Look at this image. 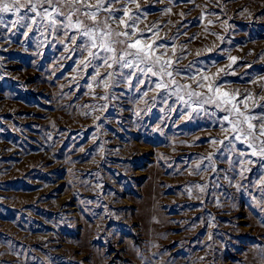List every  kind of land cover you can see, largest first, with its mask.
<instances>
[{
  "label": "rangeland",
  "instance_id": "374dc122",
  "mask_svg": "<svg viewBox=\"0 0 264 264\" xmlns=\"http://www.w3.org/2000/svg\"><path fill=\"white\" fill-rule=\"evenodd\" d=\"M140 4L137 37L158 34L167 46L158 51L194 72L225 68L219 83L264 104V80L251 83L264 76V0ZM15 19L0 25V264H264V212L252 199L264 204L259 158L236 142L254 161L241 178L227 141L211 143L225 135L223 111L205 105L185 118V104L151 75L106 89L64 28L37 17L28 31ZM188 75L177 79L207 91ZM209 153L216 170H204L207 160L198 170Z\"/></svg>",
  "mask_w": 264,
  "mask_h": 264
},
{
  "label": "snow or ice",
  "instance_id": "6c2138e0",
  "mask_svg": "<svg viewBox=\"0 0 264 264\" xmlns=\"http://www.w3.org/2000/svg\"><path fill=\"white\" fill-rule=\"evenodd\" d=\"M119 3L120 0H95L94 3L92 0H0V25L7 27L4 17L12 14L16 17L10 22L13 28L23 21L24 26L31 31L32 25L37 22V17L49 23L53 30L56 26L64 28L65 36L73 44H77L79 40L77 47L82 53H87L79 63L85 70L92 66L95 71L92 76L93 82L100 78V82L106 89L111 87L117 78L123 79L131 88L133 79L136 80L137 85H140L144 83L142 77L151 75L158 77L155 89L174 94L185 104V112L182 113L185 118H192L194 113L198 115L204 110L205 105H213L216 109L223 111L224 115L219 122L225 135L222 139H211V143L225 146V141H227L226 151L230 156L232 154L238 156L237 161L229 159V163L238 167V175L241 178H244L245 173L252 171L250 165L254 163L253 160L246 159L247 152L238 151L236 148L237 141L246 145L251 150V156L259 158L255 161L261 166V175L257 183L264 194V104L256 102L253 94L247 89L243 91L241 100L240 89L228 90L219 83V75L225 71V68H219L213 74L204 70L194 72L191 64L180 66L183 56L173 59L167 55L166 51H158L160 48H167L162 43L157 45L158 34L150 41L137 37V33L143 36L138 27L141 22L140 15H146L141 8L140 0H128L127 4L116 7ZM45 4L48 7H44ZM130 5L135 6V13ZM22 10H25L23 15ZM166 11L170 12L171 8ZM101 14H103L102 19ZM114 23L116 27H113ZM69 30H75L71 36L68 35ZM220 39L223 41V37ZM175 52L176 49L173 46V56ZM229 60L230 63L226 67L231 69L237 57L230 56ZM93 61L97 63L93 65ZM100 67L111 71L102 75L99 71ZM117 68L119 71L116 70ZM125 69L129 71L125 73ZM182 73H189L187 78L195 81L200 89L207 91H195L192 84L181 83L177 77ZM261 80H264V76L252 79L251 83L257 84ZM88 87L91 88V84ZM144 95L147 96V92ZM104 99L107 100L108 97L105 96ZM260 99L264 100V96ZM256 108L261 109L259 114L254 111ZM225 122L229 125L228 128L224 127ZM220 151L221 149L217 148V152ZM213 155L209 153L203 157L201 162L196 164V168L199 170L203 160H207L209 163L204 170L211 168L215 171ZM235 186L237 189L242 187L240 183ZM197 187L200 192H204L205 185ZM252 199L257 206H260L261 212H264V204L257 201L255 196ZM256 247L264 251V247L260 245Z\"/></svg>",
  "mask_w": 264,
  "mask_h": 264
}]
</instances>
